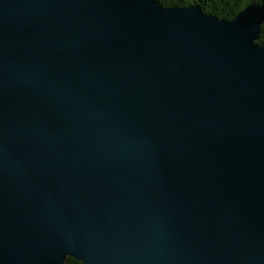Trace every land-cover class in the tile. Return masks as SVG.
<instances>
[{
  "label": "water",
  "instance_id": "1",
  "mask_svg": "<svg viewBox=\"0 0 264 264\" xmlns=\"http://www.w3.org/2000/svg\"><path fill=\"white\" fill-rule=\"evenodd\" d=\"M264 0H0V264H264Z\"/></svg>",
  "mask_w": 264,
  "mask_h": 264
},
{
  "label": "trees",
  "instance_id": "2",
  "mask_svg": "<svg viewBox=\"0 0 264 264\" xmlns=\"http://www.w3.org/2000/svg\"><path fill=\"white\" fill-rule=\"evenodd\" d=\"M162 6L184 7L197 5L202 12L218 18L230 19L246 5L260 0H156ZM258 42L264 43V21L260 26ZM62 264H83L77 259L67 256Z\"/></svg>",
  "mask_w": 264,
  "mask_h": 264
}]
</instances>
